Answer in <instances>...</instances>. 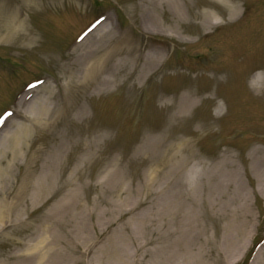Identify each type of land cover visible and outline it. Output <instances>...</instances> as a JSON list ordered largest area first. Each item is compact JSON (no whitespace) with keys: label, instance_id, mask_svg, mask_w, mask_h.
I'll return each instance as SVG.
<instances>
[{"label":"rangeland","instance_id":"obj_1","mask_svg":"<svg viewBox=\"0 0 264 264\" xmlns=\"http://www.w3.org/2000/svg\"><path fill=\"white\" fill-rule=\"evenodd\" d=\"M147 1L0 0V134L6 128L7 136L16 132L21 121L12 114L18 101L44 82L53 86L63 105L61 68L82 50L92 53L101 47L100 54L108 56L118 44L133 46V53L156 48L164 54L158 70L143 81L136 75L127 79L123 72L113 76L118 59L106 61L104 77H114L115 83L105 94H92L90 88V94L71 98L85 107L86 117L61 116L53 136L40 129L27 140L7 181L0 182L9 191L7 205L25 178L27 158L50 140L58 154L55 180L51 190L46 185L41 192L34 188L38 173L25 182L28 211L23 218L30 216V225L19 234L20 227L0 222V240L6 236L7 242L0 245V258L17 251L21 239L27 248L40 245L41 264H165L166 207L178 192L177 201L200 205V219L207 222L208 236L218 238L226 264H254L259 258L264 249V180L252 152L264 153V0H224L237 7L233 20L229 7L218 1L190 8L194 0H181L188 17L211 10L221 20L205 31L195 18L192 43L148 32L143 19L150 13L144 8ZM12 19H17L18 31L7 40L2 37ZM151 23L164 29L162 11L156 10ZM184 27L176 29L184 32ZM130 61L129 67L134 65ZM182 99L192 105L176 112ZM96 126L102 131L91 132ZM101 133L104 137L97 141ZM148 139L154 142L145 143ZM6 148L5 157L0 156L3 165L11 161L3 142L0 150ZM85 154L88 159L81 161ZM226 156L237 172L228 190L219 175ZM46 157L39 158L38 168ZM78 167L81 173L73 174L70 191L77 203L69 221L35 223L52 208L61 211L56 206L68 191L58 189L57 182L70 179ZM229 181L226 177L225 183ZM233 224H239L243 235L238 251L225 253L223 240ZM34 229L38 236H32ZM21 261L12 258L9 263Z\"/></svg>","mask_w":264,"mask_h":264},{"label":"bare ground","instance_id":"obj_2","mask_svg":"<svg viewBox=\"0 0 264 264\" xmlns=\"http://www.w3.org/2000/svg\"><path fill=\"white\" fill-rule=\"evenodd\" d=\"M186 1L188 0H185V2ZM210 1L211 0H194L193 3H189V7L191 8L197 5H199V7L200 5L210 6ZM213 1H218L229 7L231 10L229 15L230 20H233L238 14L236 5H230L224 0ZM181 2V0H148L144 8L147 9L146 12L150 10V13L147 17L143 16L146 30L148 32L152 30L155 32H164L178 37L185 43H192L193 35H191L192 28H190V26L196 23L194 22L195 18L199 19L198 23L205 31H209L211 28L221 24V20L216 13L211 10L195 12V14H189L188 17L183 13ZM164 7H167L169 12H165V9L162 10ZM158 9L162 11L164 23L166 24L164 25V29L162 28L161 30L158 28V25L151 23ZM16 22L17 19L7 20V31L5 37L2 38L9 40L15 36L18 31L15 28ZM179 25L185 26L184 32L177 31L176 27ZM150 26H153L154 29L150 28ZM133 48V46H120L117 44L116 46L110 47L109 54L106 56L101 55V47H97L92 53L83 52L82 50L75 59H66L64 61V66L61 68L62 72L60 77L61 79H65V83L62 84L65 92V94L62 95L63 105L57 100L54 88L49 82H44L43 85L37 89H32L21 97L12 114L21 121L20 125L12 136H7L5 132L7 128L0 134V145H2L3 142H5L6 145L8 143L9 153H11V161L3 165V158L8 150L7 148L0 150V156L4 154V157L0 158V182L7 181L5 177H7V173L12 170V164L16 163L18 155L35 131L48 129L53 136L56 123L61 116H77L79 119H84L86 117L85 107L80 105L79 101L72 103L71 98L75 95L90 94V88L93 89L92 94H105L108 87L115 83L114 77L110 79L104 77L106 61L110 62L113 57H116L118 60L115 65L112 66V75L114 76L115 73L119 74L123 72L126 73L127 79L136 75L139 81H143L148 75L150 76L158 70L164 58L162 50L152 48L146 52L133 53ZM122 52L124 54L120 56L119 54ZM130 59H132L134 63L131 67H129V63L131 62ZM179 102L176 112L180 113L187 110V108L192 105V101L186 99H182ZM8 122L12 123L13 119H9ZM95 131L101 132V127L96 126L91 132ZM103 135L104 134L101 133L97 137V141L103 139ZM51 141L52 140H50L43 149L35 152L29 159L27 158L26 179L24 178L17 187V190L13 193L12 201L9 202L8 205L7 197L9 196V191L5 188H0L1 225L5 226L12 223L17 227L16 229L20 227L17 230L19 234L24 232L26 227L30 225L28 224L30 216L28 218H23V213L28 211V207L24 205L27 197L25 182L34 174L38 173L36 185L32 184V188L34 185L35 192H41L42 188L46 185L48 186H46L48 190H51L53 187L52 181L55 180L58 154H55L57 150L55 147L51 146ZM153 142V139H148L145 143L151 144ZM43 155H47V157L43 159V164L40 169L37 163L39 158ZM173 156H178L177 152H175ZM252 157L256 162H259V166L256 167L257 172L261 180H264V153L256 149L252 152ZM82 158L81 161H85L88 159V155L85 154ZM185 162V159H183V161L181 160L182 164H185ZM60 168L64 167L62 166ZM80 173L81 169L78 167L71 172L70 179L64 182L61 181L59 184L57 182L58 189L67 188L68 191L67 194L58 201L56 206V208L61 211L56 212L55 208H52L46 214L38 217L35 223L58 224L59 222L66 223L69 221L71 210L77 203L73 200L70 193L73 185L72 176L73 174L76 175ZM220 174L224 179V183L218 184L228 190L231 184L230 177L237 174L231 156H226L219 165V175ZM226 177L230 179L227 183H225ZM181 194L182 193L178 192V197L176 193L174 195V200L169 197V204H167L166 207L169 213L167 222L168 240L165 249L166 253L162 261H164L165 264H226L222 249L218 246V238L216 235L212 237L208 236L209 228L207 222L200 219V205L192 204L188 206L183 199L182 201L180 200V202L179 200L177 201V198L179 199ZM13 209H19L16 216L12 213ZM37 225H39V223ZM229 228L231 229L227 231L222 245L225 253H229V250L238 251L237 246H239L240 242L239 234H241L240 230H242L239 224L230 225ZM31 234L32 236H38L36 229H34ZM5 240L6 236H3L0 240V245L6 244L7 242L5 243ZM17 244L19 245L18 250L12 252L9 256H7V252L4 253V256L0 258V264H10L9 262L12 258L18 259V261L22 260L21 262H23V258L26 256H30L31 258L25 260L22 264H41V259L43 257L38 243L27 248L23 245V241L19 239ZM244 245L242 243L241 246L245 248ZM255 262L254 264H264V249L260 252V256Z\"/></svg>","mask_w":264,"mask_h":264},{"label":"snow or ice","instance_id":"obj_3","mask_svg":"<svg viewBox=\"0 0 264 264\" xmlns=\"http://www.w3.org/2000/svg\"><path fill=\"white\" fill-rule=\"evenodd\" d=\"M9 115H11V113H9Z\"/></svg>","mask_w":264,"mask_h":264}]
</instances>
